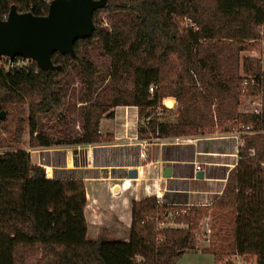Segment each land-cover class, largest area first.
Returning a JSON list of instances; mask_svg holds the SVG:
<instances>
[{"label": "trees", "instance_id": "16d2710c", "mask_svg": "<svg viewBox=\"0 0 264 264\" xmlns=\"http://www.w3.org/2000/svg\"><path fill=\"white\" fill-rule=\"evenodd\" d=\"M50 1L0 0V19L11 7L44 16ZM124 12L133 19L103 27L101 14ZM91 19L93 30L73 42V56L53 52L47 69L22 57L11 64L0 57V146L18 143L24 124L31 149L108 144L112 134L98 126L112 119L116 107L136 108L140 140L210 134L230 121L251 123L263 133L243 138L211 204L169 206L173 226L156 230L154 218L162 222L167 206L155 196L132 201L125 242L86 238L82 179L47 180L26 151L1 152L0 264H172L195 251L204 218L210 219V234L200 252L213 264L234 255L264 264V70L258 59L242 55L264 40V0H106ZM93 45L109 61L106 74L87 54ZM72 66L81 81L80 133L54 137L41 132L38 122L64 107L62 87ZM244 77L261 81L260 116L237 112ZM149 85L155 87L151 94ZM168 97L172 109L160 104ZM167 112L174 122L158 118Z\"/></svg>", "mask_w": 264, "mask_h": 264}, {"label": "rangeland", "instance_id": "374dc122", "mask_svg": "<svg viewBox=\"0 0 264 264\" xmlns=\"http://www.w3.org/2000/svg\"><path fill=\"white\" fill-rule=\"evenodd\" d=\"M101 22L103 27L107 28L111 20L122 19L131 20L133 16L128 13H114V14H101ZM253 47V46H252ZM252 50H247L242 53L243 56H255L259 51V44L254 46ZM264 52V49H263ZM87 54L92 62L104 73L108 71L109 61L108 59L99 51L96 46H92L87 49ZM263 68H264V56L262 58ZM64 85L62 87V93L64 97V107L57 111L52 110L47 115L41 117L38 122V128L41 132L47 133L54 137L60 138H74L80 133V106L79 98L81 95V81L75 66L68 69L67 74L64 77ZM242 106H245L244 98H240ZM239 101V102H240ZM170 105V103H168ZM247 108V106H245ZM158 111V110H156ZM160 113V112H158ZM160 120L174 122L175 117L172 116L170 112L157 114ZM119 126V125H118ZM225 127L213 128V133H205L203 136H213L214 133L217 135L221 134ZM121 130V128L119 129ZM132 137V127L127 129V138ZM136 138L137 134H136ZM139 140V139H138ZM168 142L165 139H156V137L146 139V144L149 146L145 147L144 157L140 164H144L149 160L156 162L157 167H164L168 164L162 162L158 159L159 152L162 157L168 159H180L189 160L191 158L190 148H180L176 146L164 145ZM159 144V145H158ZM91 147V163L87 167L84 163L85 150L88 147H79V151L76 147L67 148H50V152L40 153L39 149H31L28 147V136L26 130V124L23 125V134L21 139L16 144H3L0 146V153L15 150H24L29 155V160L32 164H36L40 159L45 161L44 165L53 168V175L58 177H76L83 180L85 188V208L87 214L91 215L87 225L86 238L88 240L101 239L103 241H123L125 242L129 234V223L126 217V206H130L132 200L139 199L146 196L148 193H157L158 188L153 186L154 181H147L149 178L143 170L139 177V182H135L136 179H127L126 170L121 169H95L94 167L99 163H109L112 166L124 165L118 158L113 159L109 156H103L102 149L96 148V146ZM85 148L84 150H82ZM198 161L201 163H231V161L226 159H221L218 157L214 158H203L198 157ZM191 160V159H190ZM96 161V162H95ZM132 164V163H130ZM69 169L71 166L77 167V170L71 173H66L62 171L63 168ZM174 170V178H181L180 180L169 181L167 188L165 190L169 191L166 193V202L169 204L166 207L167 217L162 218L164 226H168V223L172 221V216L169 214L171 211L172 203L185 205L194 203H210L214 199L215 195L211 194L216 192L220 188L219 182H186L182 178L188 176V170L185 165H174L172 164ZM110 169V170H109ZM227 168L215 167L210 168L206 171V177H217L221 179ZM216 175V176H215ZM115 187L116 192H113ZM120 188V192H118ZM161 188V187H160ZM180 191H202L206 192V195H196V194H182ZM116 204L121 205L119 211H114ZM125 207H124V206ZM186 206V205H185ZM172 224L171 226H173ZM209 225L210 219L204 218L200 221L198 227V235L195 239V251H201L207 248L208 242L207 238L209 236ZM196 252H188L177 259L174 260L172 264H213L212 257L210 255L200 254ZM226 262L221 264H254V260H246L244 257L233 256L227 258Z\"/></svg>", "mask_w": 264, "mask_h": 264}, {"label": "water", "instance_id": "95a60500", "mask_svg": "<svg viewBox=\"0 0 264 264\" xmlns=\"http://www.w3.org/2000/svg\"><path fill=\"white\" fill-rule=\"evenodd\" d=\"M106 0H51L44 16L17 13L11 7L4 20L0 19V57L9 62L15 57L33 61L39 68L50 67L53 52H66L73 56V42L88 37L93 30L92 13ZM167 106L168 103H166ZM4 119L0 112V120ZM170 177V169L161 172ZM201 178V174L196 175ZM127 179H135L136 171L129 169ZM116 192L115 187L112 190Z\"/></svg>", "mask_w": 264, "mask_h": 264}, {"label": "built area", "instance_id": "2783aa9c", "mask_svg": "<svg viewBox=\"0 0 264 264\" xmlns=\"http://www.w3.org/2000/svg\"><path fill=\"white\" fill-rule=\"evenodd\" d=\"M5 18H6V16L3 17V20ZM195 30H196V28H195ZM26 63H27L26 61H18L17 62V64H22V65H26ZM9 64H11V62H9ZM247 88L255 89V91L251 90L248 92V94H246ZM154 89H155V87L153 85H149L147 87V92L149 94H151L154 91ZM240 94H241V99L244 98L245 100H247L244 104L245 106H247V108L245 106H242V103L239 100L240 102H239V105L237 108V112L239 114L245 115V116H250V115L251 116H260L261 104H262L261 81L255 79L254 77L242 78L240 81ZM169 100H171V101H169ZM168 102H170L169 106L166 105V103H168ZM160 104L165 109H172L175 105V102L172 98H163L161 100ZM224 127H225V130H222V132H220L221 134H219V135H217V133H214L213 136L197 135V136H193V137L163 138V139L168 141L165 143V145L181 146V147L190 146L193 148L194 159L186 163L188 165V173H189L188 180L193 181V182H208V181L213 180V179H209V177H206V171L208 169L212 168V165L207 164V163L202 164L196 160V157L198 158L201 156L207 157V156H215L216 155V156H220V157L232 158L234 160V164L227 167L228 168L227 173H228L229 170H231L233 168V166L235 165L236 160L238 158V152L243 147V138L247 137V136H252V135L263 133V131H261L260 129H258V127H255L251 123H242V122H237V121H230V122L225 123ZM156 139H161V138L156 137ZM76 149L79 151V147H76ZM144 150H145V147L140 146V151L137 153V156H136V160H138V162H141L142 158L144 157ZM50 151H51L50 149H39L38 152L47 153ZM252 153L253 152L250 151V155ZM124 159L126 161H129V156L126 155ZM44 163H45V161L43 159H40L35 165H37L38 167H41L43 169L45 179L49 180V179L54 178L55 175H53V171H52L53 168L45 166ZM165 164L172 165V163L170 164V162H166ZM47 168H49V172H47ZM169 169H170V177H168V178H172L173 172H172L171 168H169ZM135 171H136V178L135 179L137 180L139 177V171L137 170V167H136ZM198 173L201 174V178L196 177V175ZM226 176L224 177V179L219 180V182H222L225 184ZM222 189L220 191L211 193V194L215 195V197H214L215 199L221 194ZM118 190H120V188H118ZM182 193L183 194H190L191 193V194H196V195H206V192H202V191H200V192L199 191H195V192L182 191ZM151 195L155 196V198L157 199L159 204H165L166 206L169 205L165 202H162L161 198L159 196H157L156 194L154 195V193H152ZM213 200H211L210 203H203V202L196 203L194 206H207V205L211 204L213 202ZM171 205L172 206H183V205L175 204V203H172ZM183 207L186 208V207H188V205H186V206L184 205ZM180 212L183 213L184 211L181 210ZM165 217H167V216H165ZM165 217H163V218H165ZM154 221H155L156 230H159L163 227H166V226H164V223L161 222L160 217L157 218V216H156L154 218ZM172 224H173L172 221L168 223L169 226H171ZM234 256H237V255H234Z\"/></svg>", "mask_w": 264, "mask_h": 264}, {"label": "crops", "instance_id": "0c3cea01", "mask_svg": "<svg viewBox=\"0 0 264 264\" xmlns=\"http://www.w3.org/2000/svg\"><path fill=\"white\" fill-rule=\"evenodd\" d=\"M263 49H264V40H262L260 42L259 51L256 53L257 55H255V56L249 55V57L256 58L260 61V65H261L262 70H264L263 62H262V58L264 56ZM112 112H113L112 119H101L99 122V126H98L100 133L112 134V141L108 144L96 145V148L102 149V152H104L103 156H109V158H113V159L118 158L120 160H123L121 162L124 165H119L117 167V166H112L109 163H102L101 162L98 165H96L94 168L95 169H108V168H110L111 170L121 169V170H126L125 173H127V171L129 169L136 170V167H137V170L139 171V177L142 174L143 170L145 169V171H146L145 173L147 175H149V178L146 180L147 181L153 180L154 181L153 186L155 188H158L157 193H154V195L156 194L157 196H159L161 198L162 202H164L166 200L165 199L166 193L169 192V191L165 190L167 188L168 182L174 181L176 179L180 180L181 178H174L173 177L175 169H173L172 165H167L164 167H157L155 165L156 162H153V160H149L148 162H145L144 164H140L141 162H138V160H136L137 153L140 151V146L146 147V146L150 145V144L149 145L146 144V139H142V140L139 139L138 140L136 138V130H137V124H138L136 108H134V107H116L112 110ZM130 127H132V137L127 138V129H129ZM120 128H121V130H119ZM87 147H88V149L85 150V154H84V160L85 161L83 164L88 167L91 163V150H90L91 147L90 146H87ZM176 147H178V146H176ZM178 148H180V150L183 148H187V149L190 148L191 149V158H189V160H187V162L194 159L192 147H190V146H185V147L179 146ZM79 149H81V148H79ZM84 149L85 148H83L82 150H84ZM89 151H90V154H89ZM126 155L129 156V161H126L124 159ZM201 157H203V156H201ZM214 157L229 160V161H231V163H224V164L209 163V162H203V163L204 164H206V163L211 164L212 168H215V167L227 168V167L234 164V160L232 158H228V157H220V156L215 155V156H207V157H203V158L209 159V158H214ZM158 159H161L163 163L170 162V164L172 163L174 165H181V164L185 165L186 169L188 170V165L186 164L187 163L186 160H183V159L182 160H180V159L179 160L178 159H171L170 160L168 158L162 157V154L160 152L158 154ZM196 160L198 161L197 157H196ZM130 163H132V164H130ZM165 168H171L172 169V172H173L172 178L162 177L161 172ZM75 170H77V167H75V166H72V167L70 166L69 169H67V166H66V168H63L62 171H65L66 173H71L72 171H75ZM227 171H228V168L224 172L223 177L221 179H224V177L227 175ZM187 174H188V176L186 178H182V179L185 180L186 182L194 183L193 181L188 180L189 173H187ZM139 177L137 180H135V182L140 181ZM209 179H213V180L208 181V182H204V183L219 182V180H221V179H218L217 177H209ZM219 183H220V188L218 191H220L224 185V183H222V182H219ZM118 191L120 192L121 190H118ZM180 192H182V191H180ZM149 195H151V193H148L146 196H149ZM85 196H86V194H85ZM146 196H143V197H146ZM143 197H141V198H143ZM141 198H139V199H141ZM139 199H134L132 201H137ZM195 204L196 203L188 204V206H192V205L194 206ZM185 205H187V204H185ZM120 207H121V205L116 204V206L114 207L113 210L119 211ZM125 209H126L125 210L126 211V217L128 220L127 222L130 225V206L129 205L126 206ZM90 218H91V215L89 213L87 214V210L84 207V219L86 222V227L88 225V222H90V220H89ZM192 252H196V251H192ZM196 253L202 254L200 251H198Z\"/></svg>", "mask_w": 264, "mask_h": 264}, {"label": "bare ground", "instance_id": "6f19581e", "mask_svg": "<svg viewBox=\"0 0 264 264\" xmlns=\"http://www.w3.org/2000/svg\"><path fill=\"white\" fill-rule=\"evenodd\" d=\"M89 154H90V151H89ZM47 172H49V168H47Z\"/></svg>", "mask_w": 264, "mask_h": 264}]
</instances>
